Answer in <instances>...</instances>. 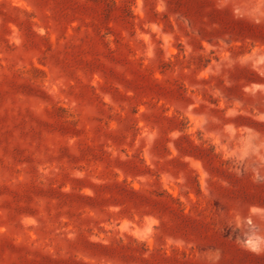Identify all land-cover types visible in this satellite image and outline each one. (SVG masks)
Instances as JSON below:
<instances>
[{"label":"rangeland","instance_id":"374dc122","mask_svg":"<svg viewBox=\"0 0 264 264\" xmlns=\"http://www.w3.org/2000/svg\"><path fill=\"white\" fill-rule=\"evenodd\" d=\"M0 264H264V0H0Z\"/></svg>","mask_w":264,"mask_h":264}]
</instances>
